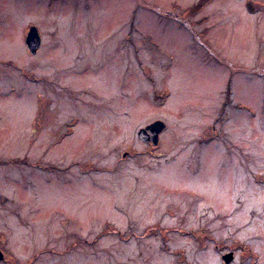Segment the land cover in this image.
<instances>
[{
	"label": "rangeland",
	"instance_id": "1",
	"mask_svg": "<svg viewBox=\"0 0 264 264\" xmlns=\"http://www.w3.org/2000/svg\"><path fill=\"white\" fill-rule=\"evenodd\" d=\"M0 251L264 264V0H0Z\"/></svg>",
	"mask_w": 264,
	"mask_h": 264
},
{
	"label": "water",
	"instance_id": "2",
	"mask_svg": "<svg viewBox=\"0 0 264 264\" xmlns=\"http://www.w3.org/2000/svg\"><path fill=\"white\" fill-rule=\"evenodd\" d=\"M248 9L252 10L250 4H247ZM41 38L36 26H30L29 30L25 36V43L27 45L30 53L34 54L37 49L40 47ZM165 127V123L162 120H155L154 122L148 124L144 128L138 130V136L144 140L151 139L153 143H157L159 132ZM149 131L151 134H148ZM3 258V255L0 251V260ZM225 262H228L232 258V254L222 256Z\"/></svg>",
	"mask_w": 264,
	"mask_h": 264
},
{
	"label": "flooded vegetation",
	"instance_id": "3",
	"mask_svg": "<svg viewBox=\"0 0 264 264\" xmlns=\"http://www.w3.org/2000/svg\"><path fill=\"white\" fill-rule=\"evenodd\" d=\"M31 25H29V27H30ZM34 26H36V25H34ZM37 27V26H36ZM37 29H38V27H37ZM28 30H29V28H28ZM27 30V31H28ZM38 32H39V35H40V38H41V42H40V46L42 45V37H41V34H40V31H39V29H38ZM26 36V35H25ZM40 48V47H39ZM39 48H38V50H39ZM37 50V51H38ZM37 51L35 52V53H37ZM34 53V54H35ZM156 120H158V119H156ZM155 121V120H154ZM154 121H152V122H154ZM152 122H150V123H152ZM150 123H147L144 127H146L148 124H150ZM144 127H140V128H144ZM139 128V129H140ZM165 128L166 127H164L162 130H161V132H163L164 130H165ZM138 129V130H139ZM161 132H159V134L161 133ZM148 134H151V132L149 131V133ZM159 134H158V140H159ZM146 143H151L152 142V140L151 139H149V140H147V141H145ZM154 144V143H153ZM122 155H124L125 156V154H122ZM197 175H201V173H200V171L198 172V171H196V170H194L193 171V176L192 177H196ZM198 178H200V177H198Z\"/></svg>",
	"mask_w": 264,
	"mask_h": 264
},
{
	"label": "bare ground",
	"instance_id": "4",
	"mask_svg": "<svg viewBox=\"0 0 264 264\" xmlns=\"http://www.w3.org/2000/svg\"><path fill=\"white\" fill-rule=\"evenodd\" d=\"M215 158H217V157H215ZM215 158H214V159H215ZM214 159H213V160H214ZM211 175H212V173L210 172V173L208 174V176L211 177Z\"/></svg>",
	"mask_w": 264,
	"mask_h": 264
},
{
	"label": "trees",
	"instance_id": "5",
	"mask_svg": "<svg viewBox=\"0 0 264 264\" xmlns=\"http://www.w3.org/2000/svg\"><path fill=\"white\" fill-rule=\"evenodd\" d=\"M198 4H201V2H200V3H199V2L196 3V5H198ZM196 7H197V6H196Z\"/></svg>",
	"mask_w": 264,
	"mask_h": 264
}]
</instances>
